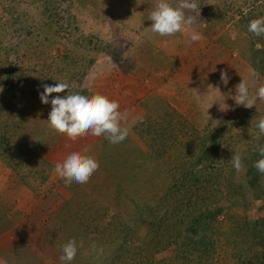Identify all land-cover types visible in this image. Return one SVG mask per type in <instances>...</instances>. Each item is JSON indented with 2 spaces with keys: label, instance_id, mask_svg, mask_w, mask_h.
<instances>
[{
  "label": "trees",
  "instance_id": "16d2710c",
  "mask_svg": "<svg viewBox=\"0 0 264 264\" xmlns=\"http://www.w3.org/2000/svg\"><path fill=\"white\" fill-rule=\"evenodd\" d=\"M9 1L6 25L13 29L14 23H18L24 15L18 14L14 4L23 1ZM55 1L32 0L39 6L38 14L42 22L25 30H16L22 34L15 44L3 46L0 39V160L25 185H29L24 168L26 163L34 168V159H40L32 145L36 136L32 135L34 139L30 138L31 135L21 137L17 131L24 124L22 111L27 104L25 98L21 99L25 95L20 91L25 90L19 88L21 79L18 74H23L22 78L29 76L28 69L25 71L24 67L31 66L26 63L28 52L39 60L48 61L45 73L41 75H50L48 82L75 77L81 83L99 57L117 59L122 53L117 49L108 51L110 45L100 47L96 36L82 35L72 20H67L65 25V41L59 30L52 29L54 18L56 21L61 15ZM240 1L244 5L253 1L250 5L253 8L255 4H262V8L256 7L255 11L246 14L238 7L236 12L240 20L235 24L239 23L238 26L252 41L243 58L264 78V36L257 37L247 30L251 20L263 16L264 0ZM234 3L222 0V6L205 11L219 24L226 25L232 19L230 15L233 14L229 11ZM1 26L4 27L0 21ZM25 38L26 42L23 41ZM32 38L37 39L38 45L33 44L31 50L26 44ZM258 43L260 48L255 45ZM60 44H67L66 51L54 55V48ZM20 59L22 67L19 66ZM154 98L157 102L151 105L149 111L157 117L147 116L135 129L147 151L130 144L128 139L124 140L129 146L127 151L123 150V154L127 152L124 154L127 159H124L125 167L122 169L129 175L125 172L117 183L118 191L123 192L131 203L129 210L124 212L125 218H114L108 227L103 228L100 222L104 214L99 208L88 204L83 206L80 217L71 220L75 224L71 234L67 235L68 240H76L78 247L77 255L70 264H209L223 246L226 249L223 257L228 264H264V218L250 219L245 215L252 202L264 203V175L253 167L261 159L257 147L264 145V135L257 139V128L256 135L248 139H237L232 135L226 137L231 129L225 124H220L214 132L206 128L200 131L166 100ZM146 103L147 100L143 104ZM12 130L17 131L14 141ZM233 139L237 141L229 145L228 140L232 142ZM108 142L103 141L104 146ZM117 153L112 150L113 161ZM236 153L242 157L243 168L239 172L229 162ZM171 155L174 157L171 164L168 162L162 168L161 163ZM131 156H134L133 160ZM47 162L44 161L48 165ZM148 172L151 174L144 181L146 185H139L140 176ZM37 173L41 176V183L48 181L49 175L45 171ZM154 175L159 181L150 195L152 186L149 187V181ZM131 191L133 196L129 197ZM77 224L87 227L86 236L81 234ZM142 229L144 235L136 237ZM81 242L83 247H80ZM93 246L96 251H93ZM168 248H172L170 257L164 260L155 257L156 253ZM53 254L57 256L55 264H60L61 249L56 248Z\"/></svg>",
  "mask_w": 264,
  "mask_h": 264
},
{
  "label": "rangeland",
  "instance_id": "374dc122",
  "mask_svg": "<svg viewBox=\"0 0 264 264\" xmlns=\"http://www.w3.org/2000/svg\"><path fill=\"white\" fill-rule=\"evenodd\" d=\"M21 1L23 2L14 5L17 6L18 14L23 13L24 15L19 18L18 23H14L13 29L6 25L9 19V11L7 12L6 9L10 1L2 0L0 3V21L4 26L0 27V39L4 43L3 46L19 41L18 37L22 33L16 30H25L28 26L33 27L35 23L37 26L42 22L38 14L39 6L33 4L32 0ZM171 2L174 3L175 0ZM195 2L200 8L199 21L206 25L197 26L203 39L191 45L188 43L189 29L187 28L174 36L167 37H161L147 29L152 24L149 16L155 7L156 0H56L54 2L55 6L58 5L61 15L56 21L54 18L53 30H59L65 36L67 20H72L76 22L82 35L96 36L101 43L100 47L110 45L108 51L117 49L122 52L117 59L111 56L99 57L90 75L83 79V83L75 77L71 80L68 77L59 82L69 83L72 92H81L89 96L95 94L93 88L101 85L104 94L112 97L110 100H115L120 104L119 110L122 113L127 112L126 121L123 124L130 131L126 139L143 151H147V147L135 129L147 116L157 117L149 111L151 105L157 102L154 97L166 100L200 131L206 128L209 132H214L220 124H225L231 129L226 137L232 135L237 139H248L255 136L256 124L260 118L264 117V103L259 100H257L256 107L248 109L238 106L232 98L236 95L235 86L242 79L248 82L250 93H255L259 86L264 85V78L252 69L250 62L243 58L252 41L249 40L247 33L241 30L240 25L238 26L239 23L235 24L240 20L236 12L238 7H241L239 10L246 14L255 11L256 7L262 8V4H255L253 8L250 6L253 1H248L244 5L240 0H228L229 3L236 2L229 11L233 14L230 15L232 19H229L226 25H221L205 9L210 10L216 6H222V0H195ZM26 39L23 41L26 42ZM22 44L24 47L25 44L23 42ZM33 44L37 47L36 38H32L26 46L32 50ZM65 45L60 44L55 47L54 55L64 53ZM255 45L257 48L261 47L259 43ZM24 49H22V55ZM21 59L19 60L20 67H22ZM26 63L31 64L29 68L24 66L25 71L28 69L29 76L22 78L23 74H18L21 79L19 88L23 87L25 90L20 91L23 96L25 95L21 99L25 98L27 104L23 111L21 109L24 124L22 129L17 131L21 137L22 135L26 137L31 135L30 138H33L32 135L36 136L35 139L33 138L32 145L37 150L40 159L33 158L34 168L25 162L24 168L29 185L23 193L13 185L11 209L9 211L0 209V231L13 230L17 239L22 242V248L27 249L31 255L19 258L15 264H32L33 253L41 260L40 264H55L57 256L53 254L54 250L61 249L69 241L67 235L71 234L72 225L75 224L71 220L80 217L83 206L88 204L99 208L100 213L104 214L100 222L103 228L108 227L114 218H125L124 212L129 210L131 203L123 192L118 191V183L122 174L126 172L129 175L128 171L122 169L123 166L125 167L123 161L127 159L124 155L127 152L124 154L123 152L128 150L129 145L128 143L125 145L123 141L115 145L108 142L104 146L103 141L106 142L107 139L103 135L98 137L95 148L87 153L99 162V169L92 175L89 182L86 184L73 182L67 186L63 179L58 182L59 180L56 179L59 176L54 172L55 166L50 162H47L48 165L44 163L47 161L44 154L49 150L45 148L52 145L46 137L47 133L50 135V130L44 129V132L40 130V127H44L47 123L48 114L51 111L50 103L45 105L41 102L40 93L43 92V85L46 83L54 85L57 81L48 82L50 75L41 76L45 73L46 63H48L43 58L39 60L28 52ZM222 71L227 72L229 77L226 85L220 79ZM66 94L67 91L60 95ZM55 95L50 96L49 100ZM146 100L147 103L143 104ZM224 104L227 110L222 111ZM46 130L48 131L45 133ZM17 131L12 130L11 132L13 141L16 139L15 132ZM237 139H233L232 142L228 140V144L235 143ZM112 150L118 152L115 161L112 160ZM133 158L134 156L130 157L131 160ZM173 159V155L166 157L161 167L165 168L167 163L171 164ZM0 163L6 167L1 160ZM40 170L45 171L49 179L54 172L52 183H48L49 180L41 183V176L37 173ZM150 174L148 172V174L141 175L138 184L146 185L144 181L148 180ZM158 181L155 175L149 181V187L152 186L150 195L154 193H152L154 191L152 188ZM58 184L65 185L71 190L76 187L79 192L72 201L64 203L61 211L57 210L59 200L52 199L53 194L49 192L51 187L57 188ZM133 187L137 188V186ZM132 196L131 191L129 197ZM0 203H4L3 199ZM17 207L22 210L19 212ZM38 208L41 210L37 211ZM245 215L250 219L264 218V203L262 201L252 202L251 208ZM77 227L81 234L86 236L87 227L80 224H77ZM143 235L144 230L142 229L136 237L141 238ZM6 242V240L0 241L4 244L3 257L7 256L9 250L5 246ZM224 248L223 246V250H218L217 255L209 264L229 263L223 257L226 251ZM171 249H164L156 253L155 257L164 260L170 257Z\"/></svg>",
  "mask_w": 264,
  "mask_h": 264
},
{
  "label": "clouds",
  "instance_id": "9594fccd",
  "mask_svg": "<svg viewBox=\"0 0 264 264\" xmlns=\"http://www.w3.org/2000/svg\"><path fill=\"white\" fill-rule=\"evenodd\" d=\"M199 13L200 8L195 0H175L174 3L171 0H156L155 7L149 16L152 24L147 29L161 37H167L174 36L187 28L189 29L188 43L191 45L203 39L197 26L206 24L199 21ZM247 30L257 37L264 36V17L251 20ZM220 79L226 85L229 80L227 72L222 71ZM249 87L248 82L242 79L235 86L236 95L232 98L238 106L251 109L256 107L257 100L264 103V85L259 86L255 93H250ZM66 91V95H60ZM53 94L56 95L49 100ZM40 100L45 105L51 104V111L46 121L48 129L57 134L66 135L73 141L83 136L100 137L103 135L109 143L115 145L123 142L129 135L130 129L123 124L126 121L127 112L122 113L119 110L120 104L115 100H110L107 96L101 94L89 96L81 92H72L69 83L57 82L54 85H43ZM225 110L227 106L224 104L222 111ZM256 127L258 128L257 139H259L260 135H264V117L259 119ZM257 150L261 159L256 161L253 167L258 173L264 175V145H259ZM229 162L237 172L242 170V157L239 153L232 155ZM98 169L99 162L94 157L73 151L56 163L54 172L64 180L66 185L73 182L86 184ZM80 247H83L82 242ZM93 251H96L95 246H93ZM102 251L100 249L101 253ZM61 252L60 264H70L78 252L76 240L72 239L65 243Z\"/></svg>",
  "mask_w": 264,
  "mask_h": 264
},
{
  "label": "crops",
  "instance_id": "0c3cea01",
  "mask_svg": "<svg viewBox=\"0 0 264 264\" xmlns=\"http://www.w3.org/2000/svg\"><path fill=\"white\" fill-rule=\"evenodd\" d=\"M95 94H101L105 95L101 85L99 87L92 89ZM107 96V95H105ZM109 99V95L107 96ZM48 129L47 123L44 125V127H40V130ZM48 130L45 131V133ZM50 142H52V145L49 149L45 152L44 158L50 162L53 166L56 165L57 162H59L64 156H66L68 153L73 151H79L82 154L89 153L92 149L95 148L97 145L98 137H94L91 135L79 137L77 140L73 141L69 139L66 135H60L57 134L54 131L50 130V135L47 133L46 136ZM48 141V142H49ZM43 149V150H45ZM43 155V154H42ZM54 178V172L53 176H50V179L48 183H52V179ZM56 180H59L60 182L62 178H57ZM15 185V187L19 188V190L23 193V190H27V185H25L19 177L12 172V169L7 166H3L0 163V201L3 199L4 203H0V209H7L8 211L12 207V187ZM62 186V187H60ZM67 186V185H66ZM65 185H57V188H50L49 192L53 194L51 197L52 199H58V209L59 211L63 210L64 206L67 202L72 201L73 198L76 196V194H79L78 189L75 187L74 190L68 189ZM3 193V195H1ZM15 193V192H14ZM18 200V199H17ZM16 200V201H17ZM65 203V204H64ZM23 206V205H22ZM62 207V209H61ZM17 210H22V208L17 207ZM41 209H37V211H40ZM58 211V212H59ZM18 237L14 234L13 230H4L0 232V241L6 240L5 246L9 249L7 252V256L3 257L4 254V244L0 243V264H15L16 261H18L19 258H22L23 256H31L30 253L27 252V249L22 248V242H20ZM36 254H32L33 259H31L32 264H40L41 260H39L36 256Z\"/></svg>",
  "mask_w": 264,
  "mask_h": 264
}]
</instances>
